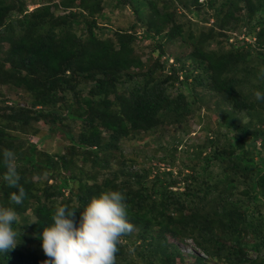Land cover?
Masks as SVG:
<instances>
[{"label": "trees", "instance_id": "1", "mask_svg": "<svg viewBox=\"0 0 264 264\" xmlns=\"http://www.w3.org/2000/svg\"><path fill=\"white\" fill-rule=\"evenodd\" d=\"M104 5L105 0H46L29 9L25 0H0V86L25 95L24 103L9 104L0 91V151L18 154L26 148L16 158L26 197L20 205L10 201L16 189L3 180L0 164V205L14 208L21 219L32 210L30 229L41 241L57 206L82 207L102 191L120 190L141 238L139 262L180 264L183 252L168 242L169 233L190 237L200 248L205 255H194L196 264H264V101L254 96L256 90L264 93V0H115L134 21L113 30L98 21ZM238 24L242 42H229ZM137 38L150 40L146 59L136 52ZM175 39L190 50L168 63L164 48ZM202 88L216 93L221 119L213 135L191 152L190 160L198 163L186 167L190 172L183 178L168 169L147 180L151 167L125 171L127 160L120 153L119 169L100 179L92 175L97 166L108 165L110 150L119 148L121 139L179 126L193 104L194 110L201 107ZM39 121L67 127L65 135L85 165L38 150L43 136L38 143L22 142L18 133L36 135ZM159 158L165 161L167 155ZM125 172L123 179L119 175ZM44 174H55L49 179L56 181L41 180ZM58 196V205L49 199ZM124 246L119 240L116 256ZM47 259L43 251L20 245L0 253V264ZM124 263L134 264L128 258Z\"/></svg>", "mask_w": 264, "mask_h": 264}, {"label": "rangeland", "instance_id": "2", "mask_svg": "<svg viewBox=\"0 0 264 264\" xmlns=\"http://www.w3.org/2000/svg\"><path fill=\"white\" fill-rule=\"evenodd\" d=\"M46 0H25L29 9L34 7L36 3L43 2ZM56 1V0H52ZM35 3V4H34ZM103 11V16L98 17V21L100 23L105 24L110 27L111 30L115 28H126L130 23L134 21V16L128 8H119L115 6V0H105V5ZM191 16V14H190ZM192 27H198V23L194 22V18L192 20ZM137 34L140 36L141 28L137 27ZM231 37L229 38V42L241 43V38L243 37L242 32H240V24L237 25V29L229 32ZM107 35H110L108 32ZM246 41H252L253 38L245 37ZM136 52L142 56L143 59H146L148 55H150V40L137 38L136 40ZM214 41L209 44V48L214 45ZM223 46L226 47L225 44ZM166 55L168 56V63L172 61L175 62L176 56H184L189 50L190 45L181 42L179 39H175L172 42L165 45ZM156 53V52H155ZM154 53V54H155ZM156 55V54H155ZM163 58V57H162ZM178 65L181 63L180 61L176 62ZM187 68V64L185 66ZM175 86L171 87V91H175ZM185 92L187 90L183 89ZM0 91L2 97L6 95L10 100L9 104L12 102H22L25 98V95L20 91H9L5 86H0ZM203 100L200 102L201 107H194L197 105L193 104V110L188 112L181 122L179 126L177 124L169 126L165 125L164 129L161 131L160 135L155 134H146L141 133L135 138L131 139H121L118 143L119 148H114L111 151L113 158H110L109 163L106 167L100 168L96 167L95 174L97 179L102 178L105 174L111 173L110 171L119 169V165L121 163V157L118 156L120 153L122 157H124L126 161L125 171H139L143 172V170L151 167V172L147 177L149 180L153 177L154 173H160L163 170L170 169L173 171V175L176 178H183L185 173L190 172V168H186L189 165H195L198 163L197 158L193 157L190 160L191 152H195L197 150V143H202L207 140V137L213 135L211 131L216 129L217 123L221 119L220 112L216 111L214 102L217 99L216 93L208 88L199 89ZM8 103V102H7ZM24 103V102H22ZM0 107L3 108L4 104L0 103ZM58 124V123H57ZM35 127L38 128V133L35 135L33 133H18L20 137H22L23 141L29 140L30 142L38 143L39 138L43 136L42 142L38 143V150L48 154L54 155L56 153L67 155L69 158L75 160L77 166H83L82 155L79 149L73 146L65 135V130L67 127H64L63 124H58V127H51L48 124H45L43 121H39L34 124ZM79 129L78 124L72 125L71 131L76 134ZM44 135H47L46 137ZM32 140V141H31ZM177 144H173L176 143ZM194 144V147H192ZM20 151L18 154L16 153V158L22 156L21 153L26 150L25 144L20 147ZM175 148V149H174ZM193 149V150H192ZM167 155L165 161H160L159 157H163ZM187 165V166H185ZM85 170H88V166H84ZM76 170V168H75ZM94 172V168H91ZM61 173L67 174V171H61ZM55 174L47 175L44 174L41 177V180L48 179L47 183L55 182V178L49 179L50 176H54ZM121 178L125 179L128 176L125 174L119 175ZM33 179H37V176H34ZM183 185L182 182L178 183V186L181 188ZM70 186H76V183L70 181ZM69 194V192L65 191V195ZM66 198V196H65ZM50 200L56 202V204H60L61 196L56 198L49 197ZM18 216V224L17 228H20V241L17 245L22 246L24 249L31 250H41V241L35 238V233H33L30 229V224L35 220V215L32 210L28 209L23 215V219ZM158 227L154 228V233L157 234ZM165 236L168 239L169 243L175 244L179 247L183 252V260L180 261V264H196L194 262V255L200 254L205 255L198 248L193 240L190 237L179 238L175 236H171L169 233H165ZM133 239H137L135 243H132ZM121 243L125 244L124 251L120 256H116V264H125L124 259H132L134 264H144L143 261L139 262L141 259L138 258L136 253L140 250L139 244H141V238L137 236V229L132 226V229L129 233H127V238H120ZM147 253V252H146ZM150 254V252H149Z\"/></svg>", "mask_w": 264, "mask_h": 264}, {"label": "clouds", "instance_id": "3", "mask_svg": "<svg viewBox=\"0 0 264 264\" xmlns=\"http://www.w3.org/2000/svg\"><path fill=\"white\" fill-rule=\"evenodd\" d=\"M254 96L257 101H264V93L259 90ZM0 164L5 168L3 180L9 188L16 189L9 194L10 201L22 204L26 192L19 183L15 153L0 151ZM81 208L77 221L76 210ZM50 218L51 223L39 235L43 252L49 258L44 264H116L119 240L132 229L126 197L120 190L102 191L82 207L59 205ZM17 224L15 209L0 205V253L19 243Z\"/></svg>", "mask_w": 264, "mask_h": 264}]
</instances>
